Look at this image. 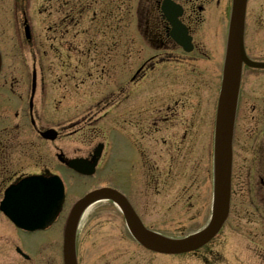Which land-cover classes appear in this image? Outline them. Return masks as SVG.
<instances>
[{
    "label": "flooded vegetation",
    "instance_id": "1",
    "mask_svg": "<svg viewBox=\"0 0 264 264\" xmlns=\"http://www.w3.org/2000/svg\"><path fill=\"white\" fill-rule=\"evenodd\" d=\"M232 1L0 0V41L3 43V38L11 32L13 42L10 43V52L31 56L33 71L44 72L42 88L48 112L61 107L62 101L71 98L73 87L78 91L80 86L91 81L102 87L96 96L79 97L84 102L93 103L86 117L79 121V125L85 124L81 130L87 129V148H81L80 151L84 153L79 157L95 163L93 157L96 147L102 142L100 136L106 137L108 133V142L103 147L106 148V159L102 154L91 176L76 174L63 162L59 166L80 179V182H86L81 186L91 182L80 195L103 187L117 188L142 214L134 200L136 190L141 188L142 183L146 186V194L150 196L168 191H171L170 195L176 194L178 176L174 169L178 166V152L185 153L183 160L196 152V167L201 171L206 154L201 155L204 148L200 133L206 131L211 116V98L204 95V90L206 87L219 90L223 79ZM261 2L257 3L252 14L259 24L253 22L256 30L264 24V0ZM183 33L191 37L190 42H185ZM248 54L257 61H264V57H254L250 50ZM250 72H254L260 81L264 68L246 66L243 72L234 139V172L236 159L242 156L243 164L250 172L245 187L254 184L255 198L262 206L257 209L262 212L264 90L254 87L250 93L246 91L245 80ZM150 73L153 74L150 76ZM115 77L122 81L116 89L113 86ZM148 81L156 85L165 84L150 96L146 91ZM250 101L253 105L249 106ZM68 109L76 110L75 107ZM29 114L32 125L36 127L38 112L34 104L29 105ZM109 114L112 117L104 134L102 130L98 131L96 125L100 118ZM23 116V112L15 113L16 119ZM86 118L91 122L88 123ZM58 127L54 128L59 129L60 135L61 127ZM120 141L124 143L125 153L117 161ZM16 145L11 133L0 134V204L7 190L18 184L24 176L50 173L48 168L36 173L19 172L10 162L11 149ZM62 148L58 147L62 158L67 161ZM147 148L153 152L147 151ZM45 154L50 156L48 150ZM42 159L45 160L43 156ZM112 163L130 167L132 183L129 187L124 188L112 178L104 180L103 173H109L115 166ZM240 178L243 176L234 177L233 183L238 181L240 184ZM202 184L203 191L200 190ZM153 185H156V191ZM207 188L208 185L199 183L197 194L191 198L197 196V200L203 201ZM100 203L115 205L110 200L97 204ZM205 203L209 208L208 197ZM176 205L175 201L169 211L174 212ZM71 207L67 203L50 227L38 231L17 227L0 210V264H65L64 239ZM239 215L244 213L240 211ZM231 218L230 212L218 236L190 255L203 253L202 257L207 263L219 255L220 264H264L263 239L251 240V246L247 242L228 241L225 229ZM82 220L77 230L78 264H83L80 244ZM255 237L264 238V231ZM219 241L221 249H216L219 248ZM246 247L249 250L242 256ZM114 262L115 256L112 254L105 261L96 258L95 264Z\"/></svg>",
    "mask_w": 264,
    "mask_h": 264
},
{
    "label": "rangeland",
    "instance_id": "2",
    "mask_svg": "<svg viewBox=\"0 0 264 264\" xmlns=\"http://www.w3.org/2000/svg\"><path fill=\"white\" fill-rule=\"evenodd\" d=\"M257 3L262 2L261 0H250L249 3L247 43L251 54L259 58L264 57V24L260 29L256 30L254 24L258 23L252 18V14ZM2 25L5 26L4 24ZM9 26L12 27V25ZM10 34L11 32L6 34L2 43L5 48V55L0 77V134L5 135L11 133L14 136L17 145L11 149L10 162H12L19 172L36 173L46 168L55 171L60 166L58 159V153L60 151L58 147H63L62 149H64L68 158L82 156L84 152L80 151L81 148H87L85 143L87 138L85 131L87 129L81 130L85 124L79 125V121L86 117V112L93 103L84 102L79 97L82 95L96 96L98 95L97 91L102 90V87L96 86L95 81L88 82L85 86H80L78 91L73 87L71 98L64 102L62 101L61 107H56L55 110H49L48 112V106L47 102H45V94L42 88L44 72H38L40 83L34 103V109L38 114H36V127H34L30 122V114L28 112L32 89V58L29 55H15L10 52V43L13 42L12 35ZM202 67L205 68V66ZM152 74L150 73V76ZM256 81H259V79L257 80L254 72L248 73L245 80L246 91L248 90L250 93L254 87H259V90H264V75L259 82ZM121 84L122 81L118 77H115L113 81L114 89ZM164 84L156 85L148 81L146 87L147 95L153 96L155 91L161 89ZM166 85L170 84L167 83ZM206 88L204 95L210 96L211 98L209 104L211 116L210 124L206 128V131L200 133V142L204 148L201 155L202 153L206 154L204 166L201 168V171L198 166L196 167V152H193L194 154L190 153L185 160H183L185 153L178 152V166L177 169H174L178 176L176 194L170 195L169 192L171 191H168L150 196L146 194V186L142 183L141 188L136 190L137 194L134 197L145 222L150 227L175 237H184L203 229L210 221L212 214L214 192L213 150L218 88ZM250 105H253L251 101L249 103ZM63 107L66 111L62 110ZM68 107H72V109L75 107L76 110H69ZM58 109H61V111L59 112ZM16 112H23L24 116L16 119ZM111 117L112 114H109L104 118H100L96 125L99 129L98 131L102 130L104 133L107 132L106 130H108ZM85 120L88 123L91 122L89 118ZM58 126L61 127V131L57 140L48 141L40 136L39 132L41 130L44 131L49 127L53 128ZM100 141H106V137L101 135ZM147 145H149L148 141ZM118 148L117 161H120L122 155L125 153V146L122 141L119 142ZM47 150L50 152L49 157L45 154ZM147 151L151 150L147 148ZM42 156L45 160L42 159ZM243 159L242 156H238L236 159L237 163L234 177L236 179V177L243 176V178H240V184L237 183L238 181L234 182V195L231 209L232 218L225 231H227L226 235L229 242L232 240L242 241L247 242L251 246V243H249L251 240H264V238L255 237L256 234L264 231V211L261 212L257 209L262 206H259L260 204H258V200L255 198L256 189H253L254 184L249 188L245 187L246 178L247 175H250V172L243 164ZM121 163H112L115 166L109 170V173H103V178L104 180L107 177L112 178L116 183L126 188L132 183L131 170L130 167ZM69 177L74 188L71 194L72 199L80 195L85 186L88 187L91 185V182L88 181L89 183L87 185L81 186L82 183L86 182L78 181V178L76 179L71 174ZM202 182L208 185L204 200H197V196L195 197L196 199H192V195L197 194L198 184ZM153 186L156 191V185ZM257 186L259 187V184ZM200 190L203 191V184ZM207 197L209 208L205 203ZM175 201L177 205L173 210L174 212L169 211L170 206H174ZM194 203L195 205H193ZM240 211L244 215L240 216ZM80 244L83 254V264H95L96 258L98 257L103 258L105 261L112 254L115 256L114 264H220L218 263L220 260L219 255L215 256V260L212 259V262L207 263L202 257L203 253L175 258L173 256L158 255L148 251L132 236L121 210L116 205L111 206L106 203L97 204L83 216ZM220 246L221 241H219V248L216 247V249H221ZM227 249H229V244L227 245ZM247 250H249V247H246L242 251V256L245 255V251ZM215 261L216 263H214Z\"/></svg>",
    "mask_w": 264,
    "mask_h": 264
},
{
    "label": "water",
    "instance_id": "3",
    "mask_svg": "<svg viewBox=\"0 0 264 264\" xmlns=\"http://www.w3.org/2000/svg\"><path fill=\"white\" fill-rule=\"evenodd\" d=\"M248 0H234L228 40V61L222 86L216 123L214 206L209 225L194 235L184 239H171L149 231L133 212L127 200L118 192L111 191L109 197L121 207L129 228L136 239L146 247L160 253L180 254L196 250L213 239L228 218L231 202L232 154L238 94L245 55L244 28ZM263 66V65H258ZM2 56L0 52V71ZM36 79V78H35ZM43 136L55 139L56 133L50 130ZM18 197L9 194L4 210L19 226L27 229L44 228L51 224L61 211L64 202V188L58 177H36L18 187ZM102 198L108 197L101 196ZM100 197L90 194L74 208L67 234L66 264H77L73 232L85 206Z\"/></svg>",
    "mask_w": 264,
    "mask_h": 264
},
{
    "label": "bare ground",
    "instance_id": "4",
    "mask_svg": "<svg viewBox=\"0 0 264 264\" xmlns=\"http://www.w3.org/2000/svg\"><path fill=\"white\" fill-rule=\"evenodd\" d=\"M85 210H86V209H85ZM85 210H84V212H85ZM84 212H83V213H84Z\"/></svg>",
    "mask_w": 264,
    "mask_h": 264
}]
</instances>
